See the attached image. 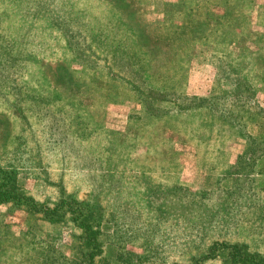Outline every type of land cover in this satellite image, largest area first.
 I'll return each mask as SVG.
<instances>
[{"label": "rangeland", "instance_id": "1", "mask_svg": "<svg viewBox=\"0 0 264 264\" xmlns=\"http://www.w3.org/2000/svg\"><path fill=\"white\" fill-rule=\"evenodd\" d=\"M242 82L245 103L226 107L240 128L169 102ZM245 136L264 139V0H0V164L36 202L95 198L105 236L117 230L114 248L138 264H185L222 240L264 255V145L250 205L218 199ZM149 187L184 196L180 219L152 225ZM150 226L151 239L128 234ZM77 236L0 204V264H44L49 249L73 259Z\"/></svg>", "mask_w": 264, "mask_h": 264}, {"label": "trees", "instance_id": "2", "mask_svg": "<svg viewBox=\"0 0 264 264\" xmlns=\"http://www.w3.org/2000/svg\"><path fill=\"white\" fill-rule=\"evenodd\" d=\"M242 84L239 83L238 85H234L233 83L230 90L231 92L220 96H192L182 98L180 100L173 99L169 102L179 112L206 110L213 113L218 118L227 121L230 127L240 128L239 118H230V107H226L230 105L237 106L245 103L242 95L244 90L248 89V86L246 83L242 82ZM134 87L136 89L135 91L139 93L141 101L144 103L147 111V108L152 105V99L144 96L145 91L141 90L140 87ZM164 96L166 95L164 94ZM155 115L157 114L155 113ZM245 139V148L237 157L232 171L227 173L225 172V176H235V179H232V186L225 192L220 191L218 199L223 201L233 200L237 202L238 205L243 204L248 206L250 205L254 194V190L251 188L254 181L252 164L259 145H264V139H261V142H256L257 140H253L247 136H245ZM260 153L264 154V151H261ZM16 156V153L12 154L11 160H14ZM258 156L259 155H257L256 158H258ZM17 171V167L8 160H6L3 164H0V204H8L12 209H21L32 216H37L48 225H69L78 232L77 245L73 248L75 250L73 259H65L63 256H60V254H57L55 251L49 249L43 257L44 264L139 263L138 260H132L131 254H121V252H117L120 248H114V239L117 238L120 242L123 239L122 235H117L119 233L117 230L111 228L110 234L105 236V233L103 232L104 209L95 198L89 196L87 199H77L72 195H66L64 192H60L58 200L51 206L43 201L36 202L31 195H29L22 187L17 185ZM142 175L143 174L140 173V176ZM240 178L244 179L241 180ZM143 181L147 180L142 177V182ZM262 188L264 187L262 186ZM160 189L161 187H149L148 189H145L144 194V199H146L145 205L148 208H152L155 212V220L152 223L153 226H158L161 222L165 223L170 220L180 219L184 210L182 206V198L184 196H178L176 194L175 187L167 189V193L164 197L159 196L158 191ZM215 193L216 191L210 193L201 192L198 194H190L189 200L187 199L188 196H186V203H190L191 197H196L195 207H204L206 203L205 201L211 198L212 194ZM159 197L162 198L155 200ZM173 212L178 214L174 215ZM200 212L201 211H199V213ZM191 227H193V225H191ZM152 229V226H150V228L144 227L142 231L139 228L138 231L133 230L128 234L132 238H138L142 234L144 235V238L147 237L148 239H151ZM130 236L126 237L129 238ZM105 246H108V250L109 246L112 247V250H109L110 253L108 254V257H112L111 262H109L105 256L102 257ZM207 260H217L218 264H264V255L257 252H250L245 243H233L222 240L210 243L206 248L205 254L202 256L190 255L188 262L185 264H199L200 262ZM171 264L179 263L172 262Z\"/></svg>", "mask_w": 264, "mask_h": 264}]
</instances>
